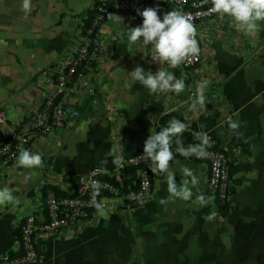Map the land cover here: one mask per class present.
Returning <instances> with one entry per match:
<instances>
[{
    "label": "crops",
    "instance_id": "crops-1",
    "mask_svg": "<svg viewBox=\"0 0 264 264\" xmlns=\"http://www.w3.org/2000/svg\"><path fill=\"white\" fill-rule=\"evenodd\" d=\"M113 1L0 0V109L9 121L34 107L45 69L66 57L85 12ZM100 36L94 76L68 99L78 116L35 143L49 171L113 169L155 137V119L177 114L195 135L237 147L233 207L221 215L205 163L174 158L152 167L147 201L130 209L117 201L77 234L39 235L38 264H264V7L232 0L219 28L203 24L204 58L186 73L148 60L154 41L130 14L109 16ZM191 89L200 97L187 110L181 99ZM4 173L0 251L16 252L18 223L40 205L43 164L29 156Z\"/></svg>",
    "mask_w": 264,
    "mask_h": 264
},
{
    "label": "built area",
    "instance_id": "built-area-1",
    "mask_svg": "<svg viewBox=\"0 0 264 264\" xmlns=\"http://www.w3.org/2000/svg\"><path fill=\"white\" fill-rule=\"evenodd\" d=\"M232 0H115L99 2L88 25L79 21L77 31L65 58L50 64L44 73V86L31 110L20 121H9L0 109V186L4 169L8 166L23 167L29 156L43 164L40 184V205L35 212L25 215L17 225L19 250L0 251V264H38L40 251L36 240L39 235L62 237L77 234L94 222L99 210L112 209L121 201L129 209L147 201L153 191L152 167L174 158L198 159L207 166V191L213 202L233 207L234 188L232 166L239 151L231 143L221 144L204 135H195L196 140L207 143L194 147L174 144V133L161 136L165 146L158 149H141L126 156L115 168L94 165L85 173L59 175L49 171L41 151L36 149L37 138L54 131L57 124L66 118H76L69 97L83 87L97 70L103 53L100 36L102 23L111 15L130 14L137 19L141 33L152 38L154 47L148 60H163L171 69L188 72L197 67L204 58V45L199 37L203 24L219 28L225 20V10ZM255 8L264 7V0H246ZM96 28L95 35L92 36ZM92 50L88 54V48ZM96 66H91V62ZM82 65V66H81ZM77 67L80 70L77 71ZM76 75L73 81L72 76ZM195 82H202L195 76ZM213 80L219 77L213 74ZM200 95L190 90L181 101L185 109L193 108ZM167 105L165 97L159 103ZM206 109V108H205ZM182 117L183 111L180 109ZM179 119L182 126L183 120ZM162 118L154 121L156 129ZM183 127V126H182ZM126 166H136L133 185L125 186L118 177ZM114 179V180H113Z\"/></svg>",
    "mask_w": 264,
    "mask_h": 264
},
{
    "label": "trees",
    "instance_id": "trees-1",
    "mask_svg": "<svg viewBox=\"0 0 264 264\" xmlns=\"http://www.w3.org/2000/svg\"><path fill=\"white\" fill-rule=\"evenodd\" d=\"M98 3H95L91 8H89L86 12L85 15L81 18L80 21H84V24L88 25L90 20L93 18L94 13H95V6ZM102 24V21L99 22V24ZM96 28L93 30L92 36L95 35ZM92 48H88V54L91 52ZM82 66V65H81ZM91 66H96L95 62H91ZM80 70V67H77L78 72ZM76 73L72 76V80L74 81L76 79ZM173 132L175 141L174 144L181 146V147H194L196 145H204L207 143L205 142H198L196 140L195 134L192 133L189 129L184 128L180 125L179 119L173 118V114H167L162 117L161 120V125L156 129V133H158L160 136H156L149 141L142 149H158L162 148L165 146V143L162 140L161 136H167L169 133ZM193 161H199L198 159H192ZM136 166H126L122 168L119 173H118V178L123 181L124 185H133V182L135 181V176H136ZM71 178L74 179L75 175H71ZM114 180V179H113ZM219 211L222 216L226 215L230 210L228 207L225 205H219L218 206ZM19 235V230L16 228L15 229V236L16 238Z\"/></svg>",
    "mask_w": 264,
    "mask_h": 264
}]
</instances>
